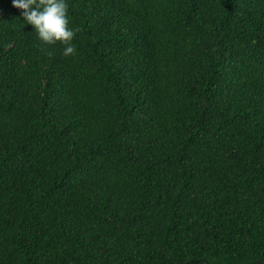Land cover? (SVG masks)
Instances as JSON below:
<instances>
[{"label": "trees", "instance_id": "1", "mask_svg": "<svg viewBox=\"0 0 264 264\" xmlns=\"http://www.w3.org/2000/svg\"><path fill=\"white\" fill-rule=\"evenodd\" d=\"M66 2L0 0V264H264V0Z\"/></svg>", "mask_w": 264, "mask_h": 264}, {"label": "clouds", "instance_id": "2", "mask_svg": "<svg viewBox=\"0 0 264 264\" xmlns=\"http://www.w3.org/2000/svg\"><path fill=\"white\" fill-rule=\"evenodd\" d=\"M12 7L22 11L23 20L32 26L41 44L54 47L59 43L64 57L76 55L73 41L78 30L69 27L66 0H13Z\"/></svg>", "mask_w": 264, "mask_h": 264}, {"label": "water", "instance_id": "3", "mask_svg": "<svg viewBox=\"0 0 264 264\" xmlns=\"http://www.w3.org/2000/svg\"><path fill=\"white\" fill-rule=\"evenodd\" d=\"M257 262H252L251 264H256Z\"/></svg>", "mask_w": 264, "mask_h": 264}]
</instances>
